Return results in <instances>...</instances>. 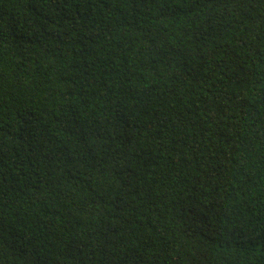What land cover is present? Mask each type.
Listing matches in <instances>:
<instances>
[{
    "label": "trees",
    "instance_id": "1",
    "mask_svg": "<svg viewBox=\"0 0 264 264\" xmlns=\"http://www.w3.org/2000/svg\"><path fill=\"white\" fill-rule=\"evenodd\" d=\"M0 264H264V0H0Z\"/></svg>",
    "mask_w": 264,
    "mask_h": 264
}]
</instances>
